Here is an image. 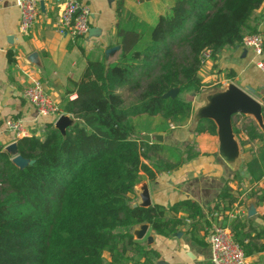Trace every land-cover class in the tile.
Segmentation results:
<instances>
[{"label": "trees", "instance_id": "16d2710c", "mask_svg": "<svg viewBox=\"0 0 264 264\" xmlns=\"http://www.w3.org/2000/svg\"><path fill=\"white\" fill-rule=\"evenodd\" d=\"M263 2L175 0L170 12L149 26L127 13L120 1L114 35L120 52L110 63L88 58L81 79L72 84L76 98L60 105L72 123L64 132L45 124L41 137L16 141V155L0 149V264H106L104 252L109 264H128L133 255L152 264L158 254L139 246L131 234L142 224L170 237L189 221L192 240L204 245L195 236L205 218L197 203L132 207L130 196L141 172L154 180L192 156V148L181 153L142 137L168 133L170 124L187 121L192 103L186 97L204 89L198 75L203 55L209 52L214 61L225 47L241 46L245 35L258 34L249 20ZM174 88L175 99L160 98ZM122 91L133 102L126 104ZM261 103L264 125V96ZM235 116L233 133L243 146ZM215 129L204 119L195 132L213 134ZM248 133L262 146L245 165L249 181L255 182L264 175V134L255 123ZM15 156L33 163L17 167ZM149 156L159 161L152 169L144 163ZM236 201L226 185L214 210L229 211ZM224 225L247 257L264 252V235L251 223L236 218Z\"/></svg>", "mask_w": 264, "mask_h": 264}, {"label": "crops", "instance_id": "0c3cea01", "mask_svg": "<svg viewBox=\"0 0 264 264\" xmlns=\"http://www.w3.org/2000/svg\"><path fill=\"white\" fill-rule=\"evenodd\" d=\"M91 9V29L94 35L71 38L60 35L55 30L60 9V0H38L39 15L32 30L21 35L18 31L19 12L15 0H2L0 5V149L5 151L13 143L12 136L5 131V118L21 119L27 129L39 137L42 136L45 124L53 123L52 118H42L36 110L22 98V91L30 79H38L48 93L61 105L64 99L74 100L76 94L72 84L81 79L88 58H103L106 63L115 61L120 46L115 39L116 7L121 1L127 13H130L149 26H155L161 15L168 14L175 0H79ZM43 3V9L40 4ZM250 27H255L258 34H264V2L255 10L249 20ZM264 58V54H263ZM251 51L241 46L225 47L214 61L209 60L199 70V77L204 89L199 95L187 96L192 103V113L184 123L170 124L168 133H158L163 138L160 143L185 153L191 149V158L182 166L172 171L161 172L154 180H149L144 172L140 173V182L130 196L131 205L143 207V198L148 196L149 206L159 205L166 209L191 200L202 208L204 219L195 228L196 238L204 245L192 240L188 233V224L170 236L155 234L148 224L144 235L136 239L134 232L139 226L131 229L133 239L139 246L151 249L158 254V259L151 257L152 264H211V254L206 243L207 227L210 222L224 223L232 221L227 214L235 209L240 210L238 217L246 220L257 233L264 235V175L255 182H250L245 165L259 153L246 150L240 146L234 135L236 150L225 154L220 150L218 127L213 120L215 133L195 130L210 106V99L215 95L227 92L234 85L248 93L261 105L264 96V74L256 68ZM70 92V93H68ZM246 116V115H245ZM68 124L69 116H64ZM251 117V116H250ZM252 118V117H251ZM255 121V120H254ZM256 122V121H255ZM260 127V125L256 122ZM238 127V123L236 125ZM264 134V129L259 128ZM42 133V134H41ZM154 135H150L153 137ZM155 142L154 139L150 143ZM258 144V145H257ZM260 147L259 141H253L248 148ZM166 159V155H161ZM165 160H163L164 162ZM158 159L149 156L144 163L153 168ZM237 201L225 212L214 210V202L225 186ZM217 212L218 217L212 213ZM183 214L178 213V217ZM210 218V219H209ZM234 220V219H233ZM206 221V222H203ZM227 227V226H226ZM264 243V238L260 240ZM106 264L110 256L103 253ZM128 264H143L145 257L133 255ZM251 264L264 263V252L249 257Z\"/></svg>", "mask_w": 264, "mask_h": 264}, {"label": "built area", "instance_id": "2783aa9c", "mask_svg": "<svg viewBox=\"0 0 264 264\" xmlns=\"http://www.w3.org/2000/svg\"><path fill=\"white\" fill-rule=\"evenodd\" d=\"M1 3L2 0H0V5ZM59 6L58 20L55 24L56 32L71 38L88 36L92 16L90 7L79 0H60ZM15 7L19 12L18 31L21 35H26L37 21L40 12L38 0H15ZM241 47L253 53L254 65L264 74V34L245 35L242 38ZM209 60V52H206L203 55L202 65ZM22 98L36 110L39 117L52 118L54 125L60 117L66 116L62 113L60 105L38 79H30L22 91ZM3 127L12 136L13 143L25 137L33 135L39 137L40 135L31 133L23 121L18 118H5ZM41 132L43 133V130ZM239 214L240 210L237 208L229 212L227 216L233 220L240 217ZM211 216L218 217V213L214 212ZM206 243L211 254V264H251L249 257L234 241L230 229L226 226L210 222L207 227Z\"/></svg>", "mask_w": 264, "mask_h": 264}, {"label": "water", "instance_id": "95a60500", "mask_svg": "<svg viewBox=\"0 0 264 264\" xmlns=\"http://www.w3.org/2000/svg\"><path fill=\"white\" fill-rule=\"evenodd\" d=\"M41 9H43V3L40 4ZM96 29L89 30L88 36L94 35ZM178 95V89H170L165 94H163L160 98L162 99H175ZM210 106L204 112V117L209 120H213L218 127V135H219V144L221 152L225 154H230L236 150V143L233 139L232 133V124L231 119L234 115H246L252 116L254 120L260 125L261 128L264 129L263 121H262V105L256 101L253 97H251L248 93L242 91L238 87L234 85H230L227 92L215 95L210 99ZM67 119L62 116L55 123L54 127L61 132H64L65 128L68 126ZM143 140L150 143L152 139L156 142H162L163 138L160 135H154L151 137L150 135H145L142 137ZM7 153L16 155L17 146L16 143L10 144L6 150ZM15 166L23 167L26 164L31 165L33 162H27L23 158L19 156H15L12 160ZM148 196L145 195L143 198V207L149 206ZM136 207V205H133ZM147 229L146 225H140L139 230L134 232V236L136 239H140L143 237L145 230Z\"/></svg>", "mask_w": 264, "mask_h": 264}, {"label": "rangeland", "instance_id": "374dc122", "mask_svg": "<svg viewBox=\"0 0 264 264\" xmlns=\"http://www.w3.org/2000/svg\"><path fill=\"white\" fill-rule=\"evenodd\" d=\"M121 94L123 95L126 104H129V103L133 102V100H132V98H131V96L129 94H127L124 91H122ZM251 117H250V115L249 116H245V115H241V114L239 115L238 114V115L235 116V123H238V127L237 128L240 131L241 143H244L243 146H246L245 149L246 150L252 149V150H255L256 152L257 151L261 152V147L262 146H260V147L257 146V148H255V149H253L254 146H251V148L249 146V148H248V145L250 143H252L254 140L258 141V139L249 140L248 127L250 126L251 123H255L256 124V122L254 121V118L253 117L251 118ZM257 127L260 128L258 125H257Z\"/></svg>", "mask_w": 264, "mask_h": 264}]
</instances>
